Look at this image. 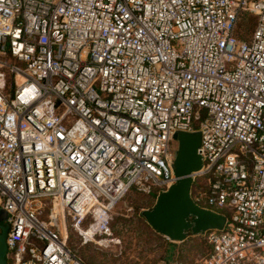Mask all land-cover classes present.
<instances>
[{
  "label": "built area",
  "instance_id": "built-area-1",
  "mask_svg": "<svg viewBox=\"0 0 264 264\" xmlns=\"http://www.w3.org/2000/svg\"><path fill=\"white\" fill-rule=\"evenodd\" d=\"M177 132L201 134L192 202L226 219L199 264H264V0H0L7 264H87L70 230L116 244V205L174 184Z\"/></svg>",
  "mask_w": 264,
  "mask_h": 264
},
{
  "label": "rangeland",
  "instance_id": "rangeland-1",
  "mask_svg": "<svg viewBox=\"0 0 264 264\" xmlns=\"http://www.w3.org/2000/svg\"><path fill=\"white\" fill-rule=\"evenodd\" d=\"M255 23L254 15L247 12L241 16L236 27L238 37L249 39ZM156 198L154 194L134 190L116 205L110 215L112 235L109 237L118 241L116 244H82L75 232L70 230L69 246L87 264H199L208 250L202 235H189L184 243H170L152 230L142 217V211L150 210Z\"/></svg>",
  "mask_w": 264,
  "mask_h": 264
},
{
  "label": "water",
  "instance_id": "water-1",
  "mask_svg": "<svg viewBox=\"0 0 264 264\" xmlns=\"http://www.w3.org/2000/svg\"><path fill=\"white\" fill-rule=\"evenodd\" d=\"M177 143L172 170L174 184L157 196L150 210L142 211L146 223L156 233L171 242H183L189 235H204L209 230H221L225 217L198 208L190 198L192 176L197 174L202 161L198 154L201 145L200 132H177L173 136ZM6 213L0 209V264L6 261Z\"/></svg>",
  "mask_w": 264,
  "mask_h": 264
},
{
  "label": "crops",
  "instance_id": "crops-1",
  "mask_svg": "<svg viewBox=\"0 0 264 264\" xmlns=\"http://www.w3.org/2000/svg\"><path fill=\"white\" fill-rule=\"evenodd\" d=\"M164 238V237H163ZM188 239V237L182 242V243H184V242H186V240ZM167 240V239H166ZM170 243H172V242H170ZM173 243H176V242H173ZM172 247V246H171ZM175 257V255H174V252H173V256H172V258H174Z\"/></svg>",
  "mask_w": 264,
  "mask_h": 264
},
{
  "label": "bare ground",
  "instance_id": "bare-ground-1",
  "mask_svg": "<svg viewBox=\"0 0 264 264\" xmlns=\"http://www.w3.org/2000/svg\"><path fill=\"white\" fill-rule=\"evenodd\" d=\"M108 241H105V242H101V244H105V243H107Z\"/></svg>",
  "mask_w": 264,
  "mask_h": 264
}]
</instances>
